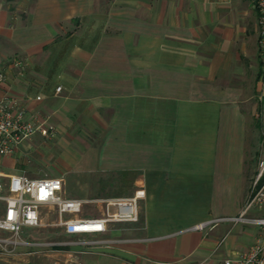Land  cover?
I'll return each instance as SVG.
<instances>
[{
  "label": "crops",
  "instance_id": "obj_1",
  "mask_svg": "<svg viewBox=\"0 0 264 264\" xmlns=\"http://www.w3.org/2000/svg\"><path fill=\"white\" fill-rule=\"evenodd\" d=\"M258 16L255 0H0V95L48 128L0 154L1 181L53 132L71 141L63 164L84 162L111 193L145 192L138 221L83 236L56 223L108 246L0 249V264H224L248 250L256 224L197 225L240 213L256 179L245 102L264 95Z\"/></svg>",
  "mask_w": 264,
  "mask_h": 264
},
{
  "label": "built area",
  "instance_id": "obj_2",
  "mask_svg": "<svg viewBox=\"0 0 264 264\" xmlns=\"http://www.w3.org/2000/svg\"><path fill=\"white\" fill-rule=\"evenodd\" d=\"M255 1L259 13V48L264 80V0ZM6 78V71L0 68V87ZM45 132H48V128L44 121L25 118L14 97L0 95V154L11 153L26 138ZM64 184V177L60 175L32 177L26 173L11 174L9 181L3 183L0 173V199L5 201L0 214V229L10 233L8 237L0 236V245L4 250L11 251L19 245H80L89 250L108 246L115 241L110 237H81L63 241L26 237L24 233L30 228L47 224L41 214L43 205H55L59 212L56 223L64 226L67 233L80 236L104 232L110 222H134L140 219V199L145 195L143 189L129 196L84 198L66 195ZM87 203L100 205V214L84 213ZM221 221L252 223L260 228L249 249L235 257L225 258L224 264H264V156L259 161L258 174L242 211L234 215L217 216L197 226L203 228Z\"/></svg>",
  "mask_w": 264,
  "mask_h": 264
},
{
  "label": "rangeland",
  "instance_id": "obj_3",
  "mask_svg": "<svg viewBox=\"0 0 264 264\" xmlns=\"http://www.w3.org/2000/svg\"><path fill=\"white\" fill-rule=\"evenodd\" d=\"M247 109L250 111V120L253 121L254 131L250 128V141L253 143V147H250V152H252V160L255 162L254 169L256 168V176L259 169V161L264 156V95L260 88L256 91V97L254 101L250 104L245 102ZM252 124L250 125V127ZM37 136V135H36ZM89 136V135H86ZM94 136V135H92ZM95 137V136H94ZM69 139V137H68ZM33 141L38 142L40 147H35L33 149H27L22 153V163L20 162V167L22 171L20 173H26L31 176H46V175H60L64 177L65 192L68 196L74 197H88L101 195L104 197L108 196H123L127 194V190L122 187L128 185L129 183H121L117 181L113 183L115 188H112L116 192L106 191L108 186L112 182L105 181L104 176L98 173V171H91L92 169L84 162L76 164H63L58 160V156L62 155V145L63 147L69 142L64 144L58 143L57 134L53 133L48 138L46 136H37L32 138ZM71 140V139H70ZM94 141V139H92ZM71 141L68 143L70 144ZM49 144V145H48ZM70 146V145H68ZM249 150V146H248ZM254 177V176H253ZM256 178V177H255ZM254 178L251 180V189L253 187ZM109 192V193H108ZM248 199V198H247ZM5 201L0 199V214L3 212V207ZM100 205L87 203L84 206V213L96 214L99 213ZM45 217V222L47 226L41 227L39 229L31 230L30 238L36 240H48V241H63L67 240L61 231V227L56 225L58 214L55 210L45 209L43 211ZM32 235V236H31ZM1 237H8L10 233L0 229ZM248 238V237H245ZM28 251H37L43 248V246L37 245H19ZM17 246V248L19 247ZM0 249L4 250L3 246L0 245Z\"/></svg>",
  "mask_w": 264,
  "mask_h": 264
}]
</instances>
